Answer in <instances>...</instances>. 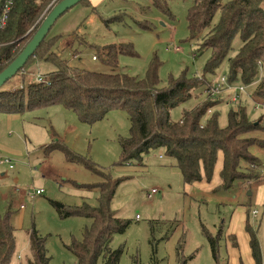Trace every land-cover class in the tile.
Masks as SVG:
<instances>
[{
	"label": "rangeland",
	"instance_id": "1",
	"mask_svg": "<svg viewBox=\"0 0 264 264\" xmlns=\"http://www.w3.org/2000/svg\"><path fill=\"white\" fill-rule=\"evenodd\" d=\"M193 3L194 0H166L168 14L155 9L153 0H98L93 3L94 11L80 3L56 21L48 38L60 36L53 51L67 60L71 68L105 74H112L113 69L96 60L94 49L89 47L131 42L139 58H120L116 71L143 78L151 56L155 55L161 63L159 87H166L169 77L178 78L184 71L189 77L205 75L203 70L210 52H197L201 40L188 39L186 18ZM219 16L218 12L208 30L217 25ZM113 17H117L116 21L104 23ZM139 23H146L149 29ZM240 46L241 40L236 36L229 57L236 55ZM52 70V66L31 61L0 91L20 89L27 78L35 83L38 75L43 77ZM228 75L225 59L213 75L206 73L205 79L215 90L218 79ZM233 85L240 86L239 82ZM252 91L253 87L247 88L246 96ZM227 95L225 91L212 94V100H223L210 112L217 113L220 128L226 125V115L232 107L224 101ZM206 96L204 89L194 91L186 104L171 112L172 120L178 121L184 111L204 104ZM246 96L243 101L248 99L247 115L253 122L263 117L264 127V104ZM129 128V119L117 110L94 125L81 123L74 113L59 105L20 114L0 112V216L11 212L16 243L14 264H25L30 257L32 231L46 239L50 264H77L67 247L74 241H82L92 220L64 219L57 208L63 210L85 203L96 208L99 204L98 189L84 190L76 186H98L102 178L80 164L67 161L60 150L44 151L52 143L87 158L113 181L122 180L111 202V210L129 222L128 229L111 242L112 249H123L119 264H178L180 243V257L187 259L186 264H214L203 231L215 236L219 230H222L221 262L232 264L230 245L234 234H241L246 207L251 211L249 224L256 231L264 256V215L257 218L251 215L256 208L264 213V131L245 136L256 141L250 152L260 165L252 170L253 180L235 182L230 190L219 193L215 189L221 182L220 156L209 184H185L175 162L165 157L163 150L151 151L139 161L117 166L121 153L119 141L129 137ZM7 159L12 169H8ZM242 171H245L244 165ZM38 190L42 191L41 195L34 200L27 198L29 193ZM21 206H24L22 210ZM230 225L234 226L233 232ZM227 232L233 234L227 238Z\"/></svg>",
	"mask_w": 264,
	"mask_h": 264
},
{
	"label": "trees",
	"instance_id": "2",
	"mask_svg": "<svg viewBox=\"0 0 264 264\" xmlns=\"http://www.w3.org/2000/svg\"><path fill=\"white\" fill-rule=\"evenodd\" d=\"M62 1L13 0L7 23L0 29V73L15 61L49 11ZM81 4L91 7L90 0H83ZM3 5L4 2H0V17ZM152 5L164 14L169 13L166 0H153ZM218 12L220 16L217 25L208 30ZM116 18L105 20L104 23L111 24ZM139 25L149 29L146 23ZM186 25L188 39L201 40L197 52H210L204 74L213 75L215 69L227 59V84L235 87L233 84L239 82L240 86L253 87L252 93L244 96L264 104V0H227L225 3L222 0H194L189 7ZM48 36L19 73L34 60L52 66L54 70L45 74L40 83H32L27 78L28 81L25 80L20 89L0 91V112L20 114L25 110L59 105L74 113L81 123L94 125L108 114L122 111L129 119L130 128L129 137L119 141L121 153L117 166L139 161L151 151L163 150L165 157L175 162L185 184L211 183L219 156L222 159L219 172L221 182L216 192L225 193L235 182L253 180L252 170L260 165L257 157L250 152L256 141L255 138L245 136L264 131L263 117L251 121L246 109L248 99L243 101L244 96L236 107L229 109L227 123L220 128L217 113L210 112L223 100H212L213 87L205 75L189 77L184 71L178 78L169 77L166 87H159L158 70L161 63L155 55L151 56L143 78L116 71L120 58H139L131 42L89 47L94 49L96 60L99 59L104 66L113 69L112 74L80 71L71 68L67 60L61 59L53 51L60 36ZM236 36L241 40V46L236 55L229 57ZM200 89L207 92L205 103L184 111L178 121H173L171 112L186 104L194 91ZM53 150L64 152L67 161L80 164L102 178L98 186H76L84 190L98 189V207L92 208L85 203L63 210L57 208L58 214L64 219L78 217L92 220L82 241L72 242L67 250L75 256L77 264H98L100 260L102 264H119L123 249H112L111 242L117 234H123L128 229L129 222L111 210V202L122 180L113 181L109 174L87 158L76 155L59 143L44 147L46 152ZM243 165L245 171H242ZM250 212L246 207V218L243 221L250 256L254 264H263L256 231L249 224ZM11 217L9 211L0 216V264H14L16 243ZM203 232L214 264H223L219 256L222 230L215 236ZM29 247L30 257L25 260V264H50L44 237H38L32 231ZM231 247L237 249L234 237ZM181 252L180 243L177 257L181 259L178 264H186L187 259L180 257Z\"/></svg>",
	"mask_w": 264,
	"mask_h": 264
},
{
	"label": "water",
	"instance_id": "3",
	"mask_svg": "<svg viewBox=\"0 0 264 264\" xmlns=\"http://www.w3.org/2000/svg\"><path fill=\"white\" fill-rule=\"evenodd\" d=\"M83 0H63L55 5L47 17L43 20L38 31L34 34L24 50L2 73H0V89L4 84L16 76L19 71L26 65L29 59L34 55L44 39L48 36L51 27L61 18L68 10L79 5Z\"/></svg>",
	"mask_w": 264,
	"mask_h": 264
},
{
	"label": "built area",
	"instance_id": "4",
	"mask_svg": "<svg viewBox=\"0 0 264 264\" xmlns=\"http://www.w3.org/2000/svg\"><path fill=\"white\" fill-rule=\"evenodd\" d=\"M4 2V5H3V9H2V16L0 17V29H3V27L6 25L7 23V19H8V13L12 7V4H13V0H0V2ZM176 50L179 51L178 48H176ZM43 81V77L38 75L37 78H36V82L37 83H40ZM217 87H214L215 90H212V94L214 93L215 95L216 94H220L222 93V91H225L228 95H227V102H228V105H231V106H237L238 103L240 102V98L242 99V96L246 93V87L245 86H237V87H232V86H229L227 84V80H226V77L225 76H222L218 79V82L216 83ZM246 95V94H245ZM254 109H257L256 107ZM5 162L9 163V167L8 169H12V166L10 164V160L7 159ZM151 193H154V191H152ZM42 194V191L41 190H38L36 192H32V193H29L27 195V198L29 200H34L36 197H38L39 195ZM24 208V206H21L20 207V210H22ZM252 217L254 218H257L259 215H264V213L261 214V211L260 209H255L252 211Z\"/></svg>",
	"mask_w": 264,
	"mask_h": 264
},
{
	"label": "crops",
	"instance_id": "5",
	"mask_svg": "<svg viewBox=\"0 0 264 264\" xmlns=\"http://www.w3.org/2000/svg\"><path fill=\"white\" fill-rule=\"evenodd\" d=\"M96 1L98 0H90L92 9H95L93 3L95 4ZM230 228H231V232H233L234 226L230 225ZM240 232H241L240 236L238 234H234L235 241H237V249L232 248L230 245V249H231L229 250L230 261L232 264H240V262H243V260H244L243 264H254V261L252 257L250 256L248 236L244 231L243 225H242V229ZM232 234L233 233H228L226 237L228 238V236H231ZM260 253L262 256L261 248H260ZM263 259H264V256H262V260Z\"/></svg>",
	"mask_w": 264,
	"mask_h": 264
}]
</instances>
